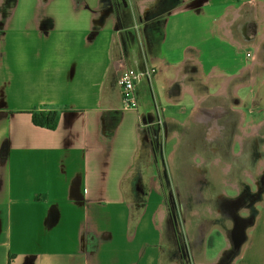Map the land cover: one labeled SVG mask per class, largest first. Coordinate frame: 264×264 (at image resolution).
<instances>
[{"label": "crops", "instance_id": "obj_1", "mask_svg": "<svg viewBox=\"0 0 264 264\" xmlns=\"http://www.w3.org/2000/svg\"><path fill=\"white\" fill-rule=\"evenodd\" d=\"M21 1L0 38V264H93L92 240L104 232L110 236L95 264H184L173 206L153 185L140 201L129 195L141 160L142 114L150 110L146 93L153 91L145 79L139 110L122 107L113 64L123 55L121 31L131 25L119 24L115 0H67L61 16L16 20ZM135 2L142 17L155 12L141 32L153 50L148 61L161 74L157 86L180 84L168 89L176 100L167 87L158 91L176 112L162 115L163 159L181 160V168L208 162L207 176L226 174L244 140L264 125V72L256 70L264 67V0ZM158 18L156 43L144 29ZM140 57L130 52L128 62L141 64ZM191 64L209 89L185 83ZM36 108L59 111L57 127L35 124ZM101 136L111 140L106 155ZM147 157L156 165L158 154L151 149ZM209 233L189 247L199 264H211L229 245L218 249L219 242L210 243L214 228ZM171 242L181 255L168 256Z\"/></svg>", "mask_w": 264, "mask_h": 264}, {"label": "rangeland", "instance_id": "obj_2", "mask_svg": "<svg viewBox=\"0 0 264 264\" xmlns=\"http://www.w3.org/2000/svg\"><path fill=\"white\" fill-rule=\"evenodd\" d=\"M47 1L49 0H37L36 2L33 0H22L21 7L17 9L15 14V16L17 15L16 20L25 14L26 17L24 19H28L29 15H42L43 20L49 11L52 16H61L65 13L64 8L59 6H64L67 0H60V2L58 0H51L50 5H45ZM115 1L116 7H118L119 24L124 25V21H127L131 25L130 27L125 26L124 32L121 31L124 48L120 50L123 53L120 58H125L127 63H129L130 52L135 56L141 54L144 58L140 57L141 64L136 62L138 63L137 66H140L142 69H145L147 66L150 68L157 67L151 65L148 61L153 50L144 46L142 43L144 40L143 34L141 32V28L146 20H148L150 15L155 14V12L151 11L146 17H142V13L135 0ZM15 5V0H0V38L4 32L6 18L11 12V8ZM123 14L126 15V18H124ZM150 24L148 26L145 25V34H147V31L151 32L153 41L157 43L162 30V19L158 18ZM131 64L129 63V65ZM190 67L191 73H189V78L185 83H195V86L197 84L199 88L196 86V91L209 89V85L204 84V77H199L198 66L191 64ZM259 67L264 72V67L261 66H258L256 70ZM157 75L161 74L156 73L155 76L151 79H146L144 82L145 84H149V87L153 86V91L150 88V92L146 93L149 102L147 107L150 110L142 114V120L145 122V125L140 128V138L142 141L140 149L141 160L136 162V172L133 176L134 182L132 183L133 189L129 193L131 200L133 202L142 200L144 196L140 194L144 195V189H151L153 185L160 199L170 205V208L171 206L174 207L170 211L173 213L175 210L174 215H172L174 219L173 224L176 225L177 244L178 246L182 245L181 249H184L186 252L184 264H199L197 259L195 260L188 254V251H190L189 247L193 249V238L200 237L201 235L205 237L210 234L211 228H214L215 233L213 236H210V243L213 240L219 242H215L218 249L222 247L220 242H222L223 246L229 244L220 256L211 260V264H264V125L259 129L254 127L256 129L253 132H256L258 129L260 132L259 136L252 135L244 140V152L238 156H234L233 163L235 165L232 168V172H230L231 169L229 168L226 169V174L209 177L207 176L208 171L206 169L208 162L203 163L198 161H185V166L181 168V160L171 161L168 160V156H166V160L163 159L166 147L159 141V138H161V130L165 131L166 124L162 115L166 116L168 114H175L176 112L170 111L168 102L164 98L162 99L158 92L161 91L162 95L166 94L167 87L168 97L176 100L177 93L173 92L172 96L169 94L168 89L180 88V84L179 81H176L171 87H168L165 83H160L157 86V79H155ZM251 106L252 104L249 103L247 109ZM259 120L260 118L255 119L256 122ZM148 122H152V124L149 125ZM244 131L246 130L244 129ZM151 149L158 154L159 158L163 159L161 161L158 158L156 165H151L150 159L147 157V153ZM183 151L188 152L187 150ZM230 163L232 165V162ZM203 168H205V173L202 175ZM195 169L199 172H196ZM241 171H243L242 174ZM137 181L139 183L135 184ZM204 190L208 191H206V195L210 197L209 199L216 201L214 204L209 199L203 201L205 198L201 197V194H204ZM165 209L166 207H164L163 211H166ZM250 217L251 220L249 221L248 228L246 229L245 225L242 227L243 232L245 229L247 230V236L244 243L239 247L235 244L232 233L237 224L242 221L241 219H250ZM257 222L258 229L254 233L253 230L255 228L252 229V227H255ZM219 232L226 235L227 241H225V237L222 238L219 235ZM251 233H254V235L252 236ZM196 243L200 245L202 242L196 241ZM210 246L212 247L213 245ZM176 248H174L171 242L167 250L169 257L174 256L173 254L177 252ZM179 253L181 255V251L177 252V254Z\"/></svg>", "mask_w": 264, "mask_h": 264}, {"label": "built area", "instance_id": "obj_3", "mask_svg": "<svg viewBox=\"0 0 264 264\" xmlns=\"http://www.w3.org/2000/svg\"><path fill=\"white\" fill-rule=\"evenodd\" d=\"M113 68L117 72V83L120 88L122 99V107L124 109L139 110L140 97H139V84L145 79H151L158 73V69L153 67H146L142 69L137 65H129L125 58H121L114 62ZM102 147L104 150L110 144V138L100 137Z\"/></svg>", "mask_w": 264, "mask_h": 264}, {"label": "trees", "instance_id": "obj_4", "mask_svg": "<svg viewBox=\"0 0 264 264\" xmlns=\"http://www.w3.org/2000/svg\"><path fill=\"white\" fill-rule=\"evenodd\" d=\"M124 15V18H126V15ZM125 20V19H124ZM124 23H127V21H124ZM33 121L35 124L40 126H45L48 128H56L60 119V112L59 111H46L40 110L38 108L31 110ZM110 146L108 145L107 151L105 152V155L109 153ZM110 234L108 232L102 233L100 236L96 237L94 240H92L91 246H90V256L92 259L93 264H95L97 259V254L99 250V246L106 238H108Z\"/></svg>", "mask_w": 264, "mask_h": 264}, {"label": "flooded vegetation", "instance_id": "obj_5", "mask_svg": "<svg viewBox=\"0 0 264 264\" xmlns=\"http://www.w3.org/2000/svg\"><path fill=\"white\" fill-rule=\"evenodd\" d=\"M235 164L233 163V161H232V167H231V171L230 172H232V168H233V166H234ZM241 170V169H240ZM195 171L196 172H199V171H197L196 169H195ZM203 173H205V168H203V172H202V175H203ZM241 174H242V172H241ZM240 174V175H241ZM206 187V186H205ZM204 194H201L202 196L201 197H204L205 199H203V201H205L206 199H209L210 197H207V193H206V191L204 190V192H203ZM210 200V202H212V204H214V202H216L215 200H213V199H209ZM208 200V201H209ZM177 207L179 208V205L177 204ZM173 208V207H172ZM242 221L241 222H239L238 224H237V227H235V229H234V231H233V233H232V236H233V239H234V241H235V244L237 245L238 244V246H240L243 242H244V240H245V238H246V236H247V228H248V226H249V221L251 220V217H250V219H241ZM248 220V221H247ZM252 222V221H251ZM236 223H237V221H236ZM246 226V229L244 230V232H243V226ZM239 227V228H238ZM238 230H239V240L241 239V241L239 242V243H236V241L238 240L237 238V235H238Z\"/></svg>", "mask_w": 264, "mask_h": 264}, {"label": "bare ground", "instance_id": "obj_6", "mask_svg": "<svg viewBox=\"0 0 264 264\" xmlns=\"http://www.w3.org/2000/svg\"><path fill=\"white\" fill-rule=\"evenodd\" d=\"M238 228H239V227H238ZM237 233H238V235H237V237H238L237 239H238V240L236 241V243H239V242L241 241V239L239 240V230H238ZM237 245H238V244H237Z\"/></svg>", "mask_w": 264, "mask_h": 264}]
</instances>
